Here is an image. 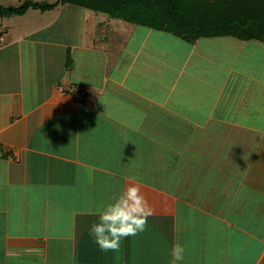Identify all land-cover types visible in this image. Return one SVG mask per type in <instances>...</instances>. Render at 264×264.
Wrapping results in <instances>:
<instances>
[{
  "label": "crops",
  "instance_id": "obj_1",
  "mask_svg": "<svg viewBox=\"0 0 264 264\" xmlns=\"http://www.w3.org/2000/svg\"><path fill=\"white\" fill-rule=\"evenodd\" d=\"M86 10L59 4L19 36L0 17V264H169L177 242L183 264H264V84L193 53L220 37ZM207 76H225L214 93ZM132 184L153 215L102 251L97 210Z\"/></svg>",
  "mask_w": 264,
  "mask_h": 264
},
{
  "label": "trees",
  "instance_id": "obj_2",
  "mask_svg": "<svg viewBox=\"0 0 264 264\" xmlns=\"http://www.w3.org/2000/svg\"><path fill=\"white\" fill-rule=\"evenodd\" d=\"M59 4L169 33L189 44L227 36L264 43V0H58L53 5L26 2L17 9L0 6V15H20L29 7L43 11Z\"/></svg>",
  "mask_w": 264,
  "mask_h": 264
},
{
  "label": "rangeland",
  "instance_id": "obj_3",
  "mask_svg": "<svg viewBox=\"0 0 264 264\" xmlns=\"http://www.w3.org/2000/svg\"><path fill=\"white\" fill-rule=\"evenodd\" d=\"M9 1V4L6 2V0L2 1L0 0V6L3 8H13L17 9L20 6H22L24 3H32V4H38V5H48L53 2H57L58 0H7ZM53 3V4H55ZM51 4V5H53ZM5 5H8L5 7ZM58 5L53 8H50L48 10H35L32 7H29L23 14H14V15H8L4 16V21L7 23H10L13 28L12 30L16 32L19 36V28L21 32H27L28 28L31 27L32 23H47L51 20V12L54 9H57ZM86 13H92L90 11L86 10ZM90 14L89 16L92 17ZM88 15V14H87ZM1 17V15H0ZM155 37H151V39H160V32H156ZM205 40V42H204ZM202 42L196 46V49L193 51L194 54H206V55H215L216 60H219V64H217V75L220 73V68L225 70L226 72L229 70V65H232V68H235L233 65H236L237 70H239L244 76L245 74H249L248 78H244V86L242 87V90L245 89L253 90L255 88L256 81H259L261 86L263 87L264 84V44L258 41H240L234 37H220L213 40H206L204 39ZM182 43V41H179ZM187 47V46H186ZM147 48H157V45L152 44L151 46H147ZM175 49H180L179 47H174L173 43L170 42V40H164L162 43V50L167 51L168 55H174ZM185 54V53H184ZM225 57V58H224ZM229 61V62H227ZM211 63V62H209ZM201 69L199 70H211V67H207L205 62H200ZM210 66V65H208ZM204 68V69H203ZM206 72V71H205ZM195 76V75H194ZM223 79H225V76L218 78L217 84L215 82H212L210 80V77H204L199 78V85L202 89H206L211 91L212 93V86L216 85H222ZM233 79V78H232ZM235 82V80H233ZM191 83L192 80H189ZM194 83H197V81H194ZM236 83L241 84V80H238ZM185 85H189L188 82L185 83ZM206 86L208 88H206ZM239 88L240 85H237ZM241 88V87H240ZM239 88V89H240ZM215 93H218L217 91ZM208 94V93H207ZM213 94H209L210 97H207L203 102L205 105H209L213 101ZM261 99V98H260ZM263 100V99H262ZM264 101V100H263Z\"/></svg>",
  "mask_w": 264,
  "mask_h": 264
},
{
  "label": "clouds",
  "instance_id": "obj_4",
  "mask_svg": "<svg viewBox=\"0 0 264 264\" xmlns=\"http://www.w3.org/2000/svg\"><path fill=\"white\" fill-rule=\"evenodd\" d=\"M153 209L141 194L140 188L132 184L114 194L111 202L97 210V220L92 223L89 234L102 251H118L125 238L135 237L145 231ZM185 248L179 242L172 247L169 264H183Z\"/></svg>",
  "mask_w": 264,
  "mask_h": 264
}]
</instances>
